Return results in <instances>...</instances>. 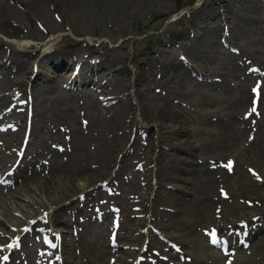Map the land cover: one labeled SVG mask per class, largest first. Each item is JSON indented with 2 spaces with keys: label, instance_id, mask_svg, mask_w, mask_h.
Here are the masks:
<instances>
[{
  "label": "rangeland",
  "instance_id": "1",
  "mask_svg": "<svg viewBox=\"0 0 264 264\" xmlns=\"http://www.w3.org/2000/svg\"><path fill=\"white\" fill-rule=\"evenodd\" d=\"M1 1L8 2L9 19L0 28V61L16 58L18 51L25 50L22 57L34 64L47 52L54 59L71 56L72 62L57 68L67 78L56 81L60 91L50 96L55 102L43 97L39 112L44 113H30L28 93L12 95V102L19 100L25 107L22 130L29 120L36 142L16 162L19 150L12 151V147L19 146L23 131L13 139L4 134L15 109L8 112V106L0 122V264L18 263L20 257L27 259L21 258L20 264H194L188 257L207 259L219 252L220 243L211 244L209 239L210 229L216 225L218 235L227 238L228 259L233 264H264V0H255V4L250 0L248 5L243 1L242 16L235 21L225 17V22L235 25L234 32L217 27L214 36L219 47L205 49L200 58L204 76H195L189 68L187 74L182 70L161 74L159 66L176 53L186 56L195 38L188 30L165 44L169 51L164 52L158 37L184 31L202 8L217 7L219 0H130L113 8L82 2L70 6L57 0L36 8L30 3ZM79 58L93 65L108 59L121 67L119 84H124V90L120 95L124 96L119 99L128 102L126 128L113 131L108 123V96L116 93L101 95L92 88L83 95L73 90L70 81L79 73ZM248 62L256 64V69L248 71L244 66ZM26 66L23 62L7 71L1 85L9 92L24 90L21 84L36 73L33 70L28 76ZM226 77L231 85H203ZM182 78L190 85L186 99L178 88ZM244 86L255 96L252 104L227 106ZM204 98H210L216 111L208 113L211 105H199ZM177 104L182 106L178 119L170 120L169 112ZM229 113L248 116L251 130L241 132V127H234L233 133L211 123V118ZM159 121L180 125L178 136L188 137L197 146L192 149L195 158L168 145L170 139L160 136L166 134L164 130L156 132ZM54 151L60 155L51 157ZM169 152L177 153L182 161ZM34 155L36 173L24 167ZM207 165L219 181L208 190L223 200L218 210L199 207L200 199L207 202L205 176L200 174L193 184L182 180L192 176L186 168L201 171ZM173 172L179 177L176 180L171 179ZM178 196L179 200L195 196L197 207L187 209L175 203ZM259 236L263 239L253 248L251 244ZM11 239L20 248L15 246L8 261L3 260ZM224 258L213 262L219 264Z\"/></svg>",
  "mask_w": 264,
  "mask_h": 264
},
{
  "label": "bare ground",
  "instance_id": "2",
  "mask_svg": "<svg viewBox=\"0 0 264 264\" xmlns=\"http://www.w3.org/2000/svg\"><path fill=\"white\" fill-rule=\"evenodd\" d=\"M17 2V3H21V4H25V3H30L33 5V7H36V8H39V6H42L43 4L44 5H47L45 4L47 1L49 0H12V2ZM130 0H57L58 3L60 4H68L70 6H75L77 5L78 3L82 2V3H91L89 5H92V4H96V5H99L98 7L100 6H103L105 7V5L107 6L108 4H110L109 7H112L113 6H125ZM243 1H246V3H244V5H246L247 3H251L250 0H219L218 3L219 5L217 7H214V6H211V7H204L202 8L199 12V17H195L186 27H185V30L184 31H173V33H171L170 35L166 36L164 34V36H159L158 37V40L161 41L162 43H160V47L161 49L165 52V51H169V48H166L165 47V44L167 43H170V41L173 39L176 38V36H179L180 34H186L185 32H192V35L193 37L195 38L193 43L191 44L190 48L188 49L187 51V55L186 56H181V55H178L176 53V57H173V59L166 63V64H163V65H160V69L159 70L161 72V74H171L172 72H176L177 70H182V72L184 74H187L188 72V68L191 69L193 72H194V75L195 76H198V75H203L205 74V70H203V67H201L202 63V59H200L203 55H202V52L207 49V48H211L213 46H216L217 45V38H215L214 36V31L217 29V27H221V29L223 28H226L225 30H229L230 32H234L235 31V25H231L229 24L228 22H225L227 18L225 17H229L231 20H227V21H235V18L236 17H241L242 16V13H241V3ZM261 1V0H260ZM15 2V4H16ZM253 4H255V0H252ZM263 2V1H262ZM261 2V3H262ZM8 2L5 1V2H2L0 0V28L4 27V23L7 22L6 20H8V16H6V13H7V8H8ZM247 4V5H248ZM51 5V4H50ZM259 5V4H258ZM49 6V5H47ZM82 6V5H81ZM85 6V5H84ZM204 6V4H203ZM45 7V6H44ZM89 7V6H88ZM264 7V6H263ZM262 7V8H263ZM97 8V7H95ZM252 8V7H251ZM78 9V8H77ZM76 9V10H77ZM100 9V8H99ZM104 9V8H103ZM125 9V8H124ZM123 9V10H124ZM127 9V8H126ZM224 12H223V11ZM115 11V9H114ZM243 11V10H242ZM101 12V11H100ZM106 12L109 13V11L106 10ZM116 12V11H115ZM118 13V12H117ZM215 14L217 15L216 17ZM214 18V19H212ZM248 18V17H247ZM254 20V19H253ZM238 21V20H237ZM236 23V22H235ZM226 24V25H225ZM239 24V23H238ZM10 26V25H9ZM7 27V26H6ZM3 30V29H2ZM219 32V31H218ZM14 33V32H13ZM225 35V34H224ZM227 35V34H226ZM230 35V34H229ZM234 35V34H232ZM218 36V35H217ZM230 37V36H229ZM231 39V37H230ZM231 41V40H230ZM158 42V41H157ZM223 42H227V40H225V38H223ZM178 43V42H177ZM179 44V43H178ZM232 44V43H231ZM218 46V45H217ZM234 46H236L234 44ZM219 47V46H218ZM170 51L173 52L172 49H170ZM26 51L24 50L23 52L21 51H18L17 52V57L16 58H13V57H9L7 58L8 60H2L0 61V122L4 120L5 118V115L7 114L6 112V109L8 107V112L11 110V108H14L15 109V113L13 114V122L11 121V124L10 125H6V127L4 128L5 132L4 134H7L9 136H11V138H17L18 136H20V133L23 131L22 130V126L23 125V122H22V119L24 117V109L25 107H23V105H20L19 103V100H14L12 102V100L14 98H11L12 95L14 94H18L19 97L22 96L24 97L26 95V93L29 94V97H30V101L28 100L27 103L30 104V109H32V112L33 114L37 115V114H42V112H39L40 111V105H42V101L43 103H45V100H43V97H47L48 100H51L52 103L55 102L54 100L56 99L55 97H50L51 95H55L58 91V88L56 86V81L57 79L60 81V80H64L66 79V75H64L65 73L62 71V72H57V68L59 66H66L67 63H70L72 62L71 60V56H56V58H52L51 55L47 52V54L43 57V59H41L38 64H34L32 60H29L27 61L25 58L22 57V55H26L25 54ZM175 53V52H174ZM173 53V56H175ZM14 54V53H13ZM12 54V55H13ZM172 54V53H170ZM4 57V56H3ZM172 57V56H171ZM244 59V58H243ZM26 60V61H25ZM48 60V61H47ZM61 60V61H60ZM245 61V60H244ZM26 63L27 64V70H26V73L30 74V72H32L33 70L35 71L36 70V73L34 74L33 77L30 78L29 81L27 82H23L21 85L22 87L24 88V90L22 89L21 92L19 93H16V92H9L8 91V87L6 85H1V82L2 80L4 79V77H6L7 75V71H9L10 69L18 66L19 64L21 63ZM243 62V61H242ZM77 63H78V75L76 77H74L70 82L71 84L75 87L73 90H76V93L77 94H83L85 92H88L90 90L93 89H97V91H99V93H101V95H105V94H113V93H116V94H113V95H110L108 96V98L110 99L108 103V113H109V126H111V129L114 131V130H121V128H124L125 126H128V122L126 121V115H125V110H126V107H127V101H123L120 100L119 98H121L122 96L124 95H120L121 91H123L124 89H122L123 85L120 86V82H119V79L121 77V74H122V70H121V67H116V63H114V61L112 60H103L101 63L97 64V65H93L90 61H88L87 59H84V58H79L77 60ZM186 63V64H185ZM188 63V64H187ZM251 62H248V63H245L244 66L245 68H248L250 67V64ZM254 64V63H253ZM22 66V65H21ZM194 67V68H193ZM30 68V69H29ZM195 68H198L195 70ZM206 69V68H205ZM29 70V71H28ZM202 70V71H201ZM245 70V69H244ZM156 72V71H155ZM208 72V71H207ZM148 73V72H147ZM67 74V73H66ZM71 74V73H70ZM150 74V73H149ZM157 74V73H156ZM173 74V73H172ZM178 74V72H177ZM9 75V74H8ZM100 75H103V78L100 77ZM55 76V77H54ZM204 76V75H203ZM231 76V75H230ZM54 77V79H53ZM155 77V76H154ZM167 77V76H165ZM233 77V76H232ZM69 78V77H68ZM127 78V77H126ZM231 78V77H230ZM70 79V78H69ZM220 79V80H219ZM122 80V79H121ZM125 80V79H124ZM130 80V79H129ZM128 80V81H129ZM160 80V79H159ZM218 80L221 82H216L213 83L212 81H206L203 83V85L206 86L207 88V85L208 86H212V87H216L217 85L218 86H222V85H231L232 83L226 78H218ZM132 81V80H130ZM129 81V82H130ZM197 81V80H196ZM232 81V80H231ZM64 82V81H63ZM67 82V81H66ZM126 82V80H125ZM155 82V81H154ZM158 82V81H157ZM179 82V81H178ZM233 82V81H232ZM60 83V82H59ZM162 83V82H161ZM166 84V82H164ZM169 83V82H168ZM191 83V81H190ZM197 83V82H195ZM218 83V84H217ZM238 83V82H237ZM242 83V82H241ZM244 83V82H243ZM128 84V83H127ZM135 84V83H134ZM158 84V83H157ZM200 84H201V81H200ZM175 85V84H174ZM61 86V85H60ZM58 86V87H60ZM129 86V85H128ZM204 86V87H205ZM236 86H241V85H237ZM77 87V88H76ZM136 87V86H135ZM133 87V88H135ZM190 87V85H189ZM185 80L182 78L180 79V84H179V91H181L180 93L185 97L189 96L190 93L187 91L188 89H190ZM235 87V86H234ZM253 87V86H252ZM64 88V87H62ZM139 88V87H138ZM156 88V87H155ZM194 88V87H193ZM198 88V87H197ZM209 88V87H208ZM222 88V87H221ZM256 88V87H255ZM254 88V89H255ZM10 89V88H9ZM119 89H122V90H119ZM202 89V88H201ZM229 89V88H228ZM237 89V88H236ZM235 89V90H236ZM72 90V91H73ZM135 90V89H133ZM199 90V89H198ZM217 90V89H216ZM219 90V89H218ZM71 91V93H72ZM131 91V90H130ZM142 91V90H141ZM210 91V90H209ZM233 91V90H232ZM133 92V91H132ZM135 92V91H134ZM177 92V91H176ZM237 92V91H236ZM235 92V93H236ZM248 92V93H247ZM89 93V92H88ZM98 93V94H99ZM211 93V92H210ZM234 93V92H233ZM7 94V95H6ZM58 94V93H57ZM126 94V93H124ZM134 94V93H133ZM39 95H41L42 97L41 98H38ZM84 95V94H83ZM89 95V94H88ZM97 95V93H96ZM139 95V94H138ZM141 95V94H140ZM181 95V96H182ZM82 96V95H80ZM249 96V97H248ZM9 97V98H8ZM28 97V98H29ZM255 97L253 96V93L251 91V88L248 86V87H242V90H241V93L239 94V96L237 98H235V96L233 98H235L234 100H230L228 101L229 104L227 106H230V107H236V106H239V105H244V104H249L252 100V98ZM16 98V97H15ZM26 98V99H28ZM98 98V97H97ZM107 98V99H108ZM128 98V97H127ZM249 98V100H248ZM257 98V97H256ZM25 99V100H26ZM186 99V98H185ZM231 99V97H230ZM255 99V98H254ZM74 100V98H73ZM98 100V99H97ZM174 100V98H173ZM225 100V99H224ZM228 100V99H227ZM71 101V100H70ZM101 101V100H100ZM105 101V100H104ZM134 101V100H133ZM180 101V100H179ZM178 100H176L177 103H179ZM249 101V102H248ZM254 101V100H253ZM73 102V101H71ZM97 102V101H96ZM105 102V103H107ZM26 103V104H27ZM74 103V102H73ZM183 103V102H182ZM252 104V102H251ZM179 105V104H177ZM182 105V104H181ZM199 105L200 106H206V105H211L210 108L208 109V113H212L214 111H216L215 108H212L213 107V103L210 101V98H204V101H200L199 102ZM250 105V104H249ZM22 106V107H21ZM44 106V105H43ZM130 107V105H128ZM132 106V105H131ZM174 106V105H173ZM27 107H29L27 105ZM50 108L53 107V104L47 106ZM241 107V106H240ZM128 108V107H127ZM182 108V106H177L175 109L171 110L169 112V116L168 118L170 120H177V112H179V110ZM237 108V107H236ZM42 109V108H41ZM227 109V108H226ZM141 110V109H140ZM14 111V110H13ZM38 111V112H37ZM45 111V110H44ZM48 111V110H47ZM142 111V110H141ZM46 112V111H45ZM13 113V112H12ZM44 113V112H43ZM129 113V112H128ZM27 114V113H26ZM105 115V114H104ZM30 116V115H29ZM217 116V115H216ZM45 117V116H43ZM129 118V117H128ZM30 119V118H29ZM41 120V118H40ZM38 121V120H37ZM36 121V122H37ZM106 121V120H105ZM210 121V120H209ZM29 122V120H28ZM33 122V121H32ZM5 123V122H4ZM3 123V124H4ZM35 123V121L33 122ZM211 123L216 125V128H222L224 131H232L234 133L235 129L234 127H241V132H248L251 130V128L253 127V124L251 123L250 119L248 118V116L246 115H241L239 118L237 116H234L233 114H226V115H219L217 117H213L211 118ZM7 124V123H6ZM41 124V123H40ZM134 124V122H133ZM210 125V124H209ZM24 126V125H23ZM130 126L132 127L131 123H130ZM158 126V127H157ZM165 126H168V127H165ZM37 127V126H35ZM126 128V127H125ZM15 129V130H14ZM164 130V132L166 134H162L160 136H162V138L164 139H170L168 141V145L170 147H172L173 149H182L184 150V153H187V155H190L192 157L195 156V154L192 152V149L194 148H197V146H194L191 142V140L188 138V137H181V136H178V134H180V130L181 127L180 125H178L177 123H171L169 125H167L166 123H164L163 121H159V122H156V132H159ZM116 130V131H117ZM131 130V129H130ZM222 130V131H223ZM34 127L32 128V125H31V129H30V134H29V137H28V140L31 142V144H35V137L33 136L34 134ZM132 131V130H131ZM138 131V130H137ZM25 132V131H24ZM38 132V131H37ZM40 132V131H39ZM38 132V133H39ZM171 133V134H169ZM1 134V132H0ZM3 134V133H2ZM3 134V135H4ZM36 134V133H35ZM118 134V133H117ZM121 134V133H120ZM119 134V135H120ZM22 135V134H21ZM38 135V134H37ZM134 136V135H133ZM131 137V136H130ZM22 138V137H21ZM39 138V137H37ZM139 138V137H138ZM159 140L161 139L159 136H158ZM3 141V140H2ZM128 141V140H127ZM161 141V140H160ZM130 143V141H129ZM160 143V142H159ZM21 144V142H20ZM11 147V146H10ZM199 148V146H198ZM11 149V148H10ZM161 149V148H160ZM16 150L14 147H12V151ZM163 150V149H162ZM161 150V151H162ZM1 151V150H0ZM16 152V151H15ZM80 152V151H79ZM177 153L175 152H169V155L172 156L173 159H177V160H180L179 162H181V158L178 157V155H175ZM1 155V154H0ZM3 155V154H2ZM60 155V152H55L54 151V154L51 155L52 156H55V157H58ZM90 155V154H89ZM78 156V155H77ZM83 156V155H82ZM121 156V155H120ZM176 156V157H175ZM4 157V155H3ZM25 157V156H24ZM30 157V156H29ZM115 157V156H114ZM198 157V156H197ZM2 158V156H1ZM78 158V157H77ZM195 158V157H194ZM201 158V157H200ZM80 160V159H78ZM82 160V159H81ZM80 160V161H81ZM87 160V159H86ZM83 161V160H82ZM121 161V160H120ZM186 161V160H185ZM36 162V161H35ZM87 162V161H86ZM123 162V160L121 161V163ZM190 162H193L192 159L190 160ZM59 163V162H58ZM84 163V162H83ZM117 163V162H116ZM119 163V162H118ZM196 163V162H195ZM203 162H201L202 164ZM63 164V163H62ZM35 165V164H34ZM33 165V166H34ZM33 166L32 167H29V166H24V167H27L29 170H34L33 172L36 173V169H33ZM58 166V165H57ZM82 166V165H81ZM86 166V165H85ZM191 166V165H190ZM194 166V165H192ZM199 166V165H198ZM212 167V166H211ZM120 169V168H119ZM179 169V168H178ZM187 170L186 171H190V174L192 176L190 177H185V178H182L183 181H185L186 183H189V184H193V180L195 181L196 178H200L202 176H205L204 178L206 179V182H207V191L208 190H211L213 189L215 186L216 183H218L219 181H215L212 174V169L209 168V166L207 165V167L203 168L201 171L198 169V168H195V169H192L191 167L190 168H186ZM16 170V169H15ZM56 170V169H54ZM176 170V169H174ZM215 170V169H214ZM111 171V170H110ZM181 171H183V169H181ZM81 172V170H80ZM83 172V171H82ZM202 176H201V175ZM195 176V177H194ZM210 176V178H209ZM46 177V176H45ZM212 177V178H211ZM177 178V175H176V172H173L172 173V176H171V179L172 180H176ZM219 180V179H218ZM66 186V185H65ZM68 187V186H67ZM196 187V186H195ZM187 188V187H186ZM216 188V187H215ZM219 188V187H218ZM73 189V188H72ZM16 190V189H15ZM16 192V191H15ZM188 192V191H187ZM191 192V191H190ZM189 192V193H190ZM220 192V191H219ZM218 192V193H219ZM19 193V192H18ZM192 193V192H191ZM199 193V192H198ZM21 194V193H20ZM216 194V193H215ZM66 195V194H65ZM194 195V193H193ZM197 195V193H196ZM205 195V199H207V202L206 201H203V199H200V202H199V207L201 206V208H203L202 206L206 205V207L208 208H212V209H215V210H218L220 209L222 206L221 204L223 203H220L221 201V198L220 200L219 197H213L211 195V191H208V194L205 192L204 193ZM22 196V195H21ZM174 196V195H173ZM215 196V195H214ZM199 197V196H198ZM201 198V196L199 197ZM172 200V199H171ZM175 201V203L181 205V206H186V208H192V207H197V198L195 196L193 197H190L188 199H183V200H179V196L178 197H175L173 199ZM213 204H215V206H212ZM109 205V204H108ZM225 205V204H224ZM176 206V205H175ZM210 206V207H209ZM205 207V206H204ZM179 208V206H178ZM184 208V209H186ZM207 208V209H208ZM210 208V209H211ZM177 209V208H176ZM183 209V207H182ZM208 209V210H210ZM199 210V209H198ZM206 210V208H205ZM112 211V210H111ZM200 211V210H199ZM105 212V211H104ZM174 212V211H173ZM203 212V211H202ZM210 212V211H209ZM218 212V211H217ZM216 212V213H217ZM200 213V212H199ZM214 213V211H213ZM219 213V212H218ZM180 214V213H179ZM202 214V213H201ZM215 214V213H214ZM220 214V213H219ZM107 215V214H106ZM217 215V214H215ZM211 216V215H210ZM209 216V217H210ZM108 217V216H107ZM215 218V217H214ZM104 219V218H103ZM86 220V219H85ZM90 221V220H89ZM105 221V220H104ZM202 221V220H201ZM212 221V220H211ZM84 222V221H83ZM214 222V221H213ZM264 223V222H263ZM214 224V223H213ZM261 224V223H260ZM212 225V224H211ZM256 225V224H255ZM262 225V224H261ZM217 226V225H216ZM215 226V227H216ZM252 226V225H251ZM33 227V226H32ZM204 227V226H203ZM213 227V226H212ZM35 230V229H34ZM155 231V230H154ZM208 231V230H207ZM205 232V231H204ZM228 232V231H227ZM25 235V234H24ZM51 235V233H50ZM263 236V235H262ZM59 237V235H58ZM64 237V236H63ZM22 238V237H21ZM260 238L261 236H259L257 238V240L253 241L251 246L253 248L255 247H258L259 244H260ZM210 239V237H209ZM263 239V238H261ZM29 240V239H28ZM39 240V239H38ZM248 240V239H247ZM40 241V240H39ZM262 241V240H261ZM59 242V241H58ZM164 242V241H163ZM175 242V241H174ZM263 242V241H262ZM14 243V242H13ZM16 243V242H15ZM243 243V242H242ZM32 244V243H31ZM30 244V245H31ZM165 244V243H164ZM169 244V243H168ZM249 244V245H250ZM28 245V244H27ZM167 245V244H166ZM32 246V245H31ZM111 246V244H110ZM17 247V246H16ZM15 247V248H16ZM23 248V247H22ZM130 249V248H129ZM181 249V248H180ZM238 249V248H237ZM26 250V249H25ZM29 250V249H28ZM167 250V249H166ZM175 250V249H174ZM178 250V248L176 249ZM67 251V250H66ZM164 251V250H162ZM169 251V250H168ZM216 251V249H215ZM236 251V249H235ZM14 252V251H13ZM177 252V251H175ZM157 253V252H156ZM22 254V253H21ZM118 254V253H117ZM175 254V253H174ZM187 254V253H186ZM29 255V254H28ZM32 255V254H31ZM11 256V255H10ZM223 256V254H221L220 252H215V254L213 256L209 255L207 257V259H204L202 257H199V258H191L189 262H193L194 264H215V262H213L214 260L217 261L219 260L221 257ZM24 259V258H22ZM27 260V259H26ZM35 260H37L35 258ZM60 260V259H59ZM58 260V261H59ZM188 260V259H187ZM8 261V260H7ZM23 262V261H22ZM28 262V261H27ZM40 262V261H39ZM66 262V261H65ZM114 262V261H113ZM220 262V261H218ZM36 264V263H35ZM42 264V263H41ZM168 264V263H167ZM220 264V263H219ZM233 264V263H231Z\"/></svg>",
  "mask_w": 264,
  "mask_h": 264
},
{
  "label": "snow or ice",
  "instance_id": "3",
  "mask_svg": "<svg viewBox=\"0 0 264 264\" xmlns=\"http://www.w3.org/2000/svg\"><path fill=\"white\" fill-rule=\"evenodd\" d=\"M258 89H259V85H257V88H256V89H254V92H257ZM253 111H255V108H253ZM228 167L231 168V162H229ZM211 235L213 236V241H212V242H213V243H216L215 232L213 231V233H212ZM15 246H17V245H12V244L8 245V247H15ZM53 246H55V245H53ZM2 259H3V260H7L8 257H7V256H4V257H2ZM229 264H231V262H229Z\"/></svg>",
  "mask_w": 264,
  "mask_h": 264
}]
</instances>
